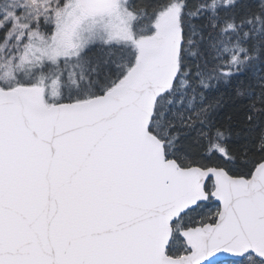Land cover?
Returning <instances> with one entry per match:
<instances>
[{
    "label": "snow or ice",
    "instance_id": "obj_1",
    "mask_svg": "<svg viewBox=\"0 0 264 264\" xmlns=\"http://www.w3.org/2000/svg\"><path fill=\"white\" fill-rule=\"evenodd\" d=\"M0 264H264V0H0Z\"/></svg>",
    "mask_w": 264,
    "mask_h": 264
}]
</instances>
